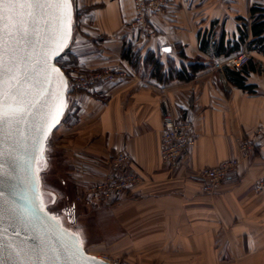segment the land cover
Instances as JSON below:
<instances>
[{
	"label": "crops",
	"instance_id": "0c3cea01",
	"mask_svg": "<svg viewBox=\"0 0 264 264\" xmlns=\"http://www.w3.org/2000/svg\"><path fill=\"white\" fill-rule=\"evenodd\" d=\"M72 1L87 13L64 48L68 74L117 64L131 71L124 80L69 90L68 119L58 133L78 180L98 179L117 150L129 154L142 177L109 201L86 195L89 212L116 224L101 248L138 264H264V190H256L264 181V29L258 45L251 29L258 13L264 19V0H168L161 14L147 16L155 35L138 40L131 0ZM219 42L231 55L248 52L244 72L224 63L226 52L215 50ZM128 51L142 67L131 66ZM151 53L162 73L196 59L206 67L188 80H163L145 63ZM226 68L239 71L251 91L231 82ZM167 108L190 121L194 137L174 171L159 157ZM259 127L252 155L212 193L186 177L237 156L239 139Z\"/></svg>",
	"mask_w": 264,
	"mask_h": 264
},
{
	"label": "water",
	"instance_id": "95a60500",
	"mask_svg": "<svg viewBox=\"0 0 264 264\" xmlns=\"http://www.w3.org/2000/svg\"><path fill=\"white\" fill-rule=\"evenodd\" d=\"M32 2L40 6L11 34L0 26V264H110L43 207L36 167L66 109L56 59L70 40L73 9L71 0Z\"/></svg>",
	"mask_w": 264,
	"mask_h": 264
},
{
	"label": "built area",
	"instance_id": "2783aa9c",
	"mask_svg": "<svg viewBox=\"0 0 264 264\" xmlns=\"http://www.w3.org/2000/svg\"><path fill=\"white\" fill-rule=\"evenodd\" d=\"M134 10L130 22L135 30L136 40L155 35L156 30L148 21V15L161 14L168 0H131ZM249 58L246 51L225 58L224 63L232 68H240ZM222 63L216 62L215 66ZM131 74L126 66L117 64L91 68L86 71H75L67 78V88L74 92H82L96 84H106L127 79ZM263 133V128L255 129L250 136L242 137L237 144V156L224 159L213 166L201 168L186 174V177L199 183L200 190L212 193L215 185L223 183L241 160L249 158L255 149V144ZM194 143L192 127L187 119L176 118L171 109L167 108L162 116V131L159 138V157L171 171L179 165L185 151ZM142 177L132 170L131 158L124 150L115 151L110 157L107 170L99 179L92 181L87 187L88 195L98 201L112 200L131 187L138 184ZM256 190H264V181L256 183ZM108 261V260H107ZM109 262V261H108ZM112 264L111 262H109Z\"/></svg>",
	"mask_w": 264,
	"mask_h": 264
},
{
	"label": "rangeland",
	"instance_id": "374dc122",
	"mask_svg": "<svg viewBox=\"0 0 264 264\" xmlns=\"http://www.w3.org/2000/svg\"><path fill=\"white\" fill-rule=\"evenodd\" d=\"M71 2L74 13L75 5L72 0ZM73 23L75 32L76 20L72 16V28ZM59 62H63V56H61ZM65 76L68 77L69 75L65 74ZM67 92H69L68 88ZM65 110L66 112H64L60 124L46 140L43 148V161L36 167L43 197V207L58 217L61 222L63 221L62 224L76 233L81 240L83 239L82 241L85 242L84 248L88 253L101 256L112 264H138L128 260L123 255L112 254L101 248V242L110 238L109 233H116V224L112 225L107 216L101 212L91 213L88 211L86 195H88L87 187L91 181L84 182L80 180L81 178L78 180L74 168L68 165L69 158L66 153L61 151L62 147L60 146L58 133L61 125L65 124L68 119V105ZM76 168L78 169V167ZM74 211H76L75 215L73 214Z\"/></svg>",
	"mask_w": 264,
	"mask_h": 264
},
{
	"label": "trees",
	"instance_id": "16d2710c",
	"mask_svg": "<svg viewBox=\"0 0 264 264\" xmlns=\"http://www.w3.org/2000/svg\"><path fill=\"white\" fill-rule=\"evenodd\" d=\"M254 10V9H253ZM87 11L85 9H80L77 8L76 6L74 7V13H73V18H75V20L77 21V19L86 14ZM251 29L253 34L255 35V38L253 39V42H255L257 45L262 43V38L261 36H258L264 29V19H262V16L260 13H258L256 15V17H254L252 23H251ZM73 30H74V23H73ZM264 45H259L260 48H262ZM225 48L223 46V44L221 42H219L218 44L215 45V50L218 51H222V52H226L224 53L226 57L230 56L231 53L228 51H225ZM66 49L62 51V53L60 54V56L56 59V63L61 67V69H65L64 72L65 74L68 76V71L66 69L65 63L63 62H59L61 59V56L64 55ZM127 58L129 59V63L131 64V66L135 69L138 68V66H141V64L139 63V58L137 56V54H135L133 51H128V53H126ZM145 63H149L151 70L153 72H155L156 76L159 78H162L163 80H170L173 78H177V79H182V80H188L191 79L196 72H198L199 70L203 69L206 67V64L203 63V61L196 59L195 61H192L188 64H182L179 67L177 66H172L170 65L169 68H167L164 73H162V69L163 66L162 64L159 62V60L157 59V57L154 56L153 53H151L149 56L146 57L145 59ZM142 67V66H141ZM243 70V65L241 66V69ZM244 72V70H243ZM164 74V75H163ZM226 74L228 79L235 83L237 86H239L242 89L251 91V86L248 84H245L244 82V76L236 70L233 69H229L226 68ZM69 91V89H68ZM64 117V115H63ZM48 142V141H47Z\"/></svg>",
	"mask_w": 264,
	"mask_h": 264
},
{
	"label": "snow or ice",
	"instance_id": "6c2138e0",
	"mask_svg": "<svg viewBox=\"0 0 264 264\" xmlns=\"http://www.w3.org/2000/svg\"><path fill=\"white\" fill-rule=\"evenodd\" d=\"M39 6L33 3L32 0H0V26H2V30L11 34V30L20 22V18L23 15L31 16L32 12L30 10ZM67 6V4L57 5V7ZM25 9L29 11L23 12Z\"/></svg>",
	"mask_w": 264,
	"mask_h": 264
},
{
	"label": "bare ground",
	"instance_id": "6f19581e",
	"mask_svg": "<svg viewBox=\"0 0 264 264\" xmlns=\"http://www.w3.org/2000/svg\"><path fill=\"white\" fill-rule=\"evenodd\" d=\"M97 257H99V258H101V259H103V260H106V259L102 258L101 256H97ZM106 261H107V260H106Z\"/></svg>",
	"mask_w": 264,
	"mask_h": 264
}]
</instances>
